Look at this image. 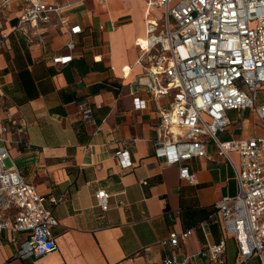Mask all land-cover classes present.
<instances>
[{
  "label": "crops",
  "instance_id": "1",
  "mask_svg": "<svg viewBox=\"0 0 264 264\" xmlns=\"http://www.w3.org/2000/svg\"><path fill=\"white\" fill-rule=\"evenodd\" d=\"M148 1L107 0L101 5L87 0L67 10L69 21L84 31L73 60L65 65L52 62L53 56L69 54L64 30L51 29L48 47L42 48L38 39L30 42L12 31L18 3L6 13L10 36L0 50V128L7 126L6 145L26 181L60 201L47 203L59 221L53 228L57 250L23 260L5 238L0 264H163L173 251L160 242L173 232L192 230L181 241L184 254L205 247L200 223L211 241L223 238L218 216L210 211L224 196L237 193L233 167L207 142L208 155L188 162L199 184H188L178 166L154 157L158 110L166 102L141 91L147 108L134 106L131 92L143 71L135 42L146 34ZM151 12L161 20L160 7L154 5ZM123 67L131 68L128 77ZM233 124L238 123L231 120L223 140L234 138ZM124 150L133 163L128 169L116 158ZM99 190L110 194L107 211L95 200ZM236 256V243L228 239L226 264H239ZM245 264L261 262L253 258Z\"/></svg>",
  "mask_w": 264,
  "mask_h": 264
},
{
  "label": "built area",
  "instance_id": "2",
  "mask_svg": "<svg viewBox=\"0 0 264 264\" xmlns=\"http://www.w3.org/2000/svg\"><path fill=\"white\" fill-rule=\"evenodd\" d=\"M86 1L0 0V50L10 36L4 27L6 13L18 3L12 31L30 42L38 39L47 48L50 30H64L69 54L53 56L52 62H71L84 29L72 24L66 12ZM154 5L163 10L161 20L151 12ZM144 22L145 37L135 42L140 52L137 64L143 71L131 94L137 110L148 105L141 91L154 101L166 102L158 110L154 157L166 166H178L180 178L197 186V173L188 162L206 157L207 142H211L233 167L237 183L235 195L215 204L223 238L211 241L205 223H200L205 247L196 254H184L181 241L192 230L173 232L160 242L173 251L162 262L226 264L227 240L233 239L239 264L253 258L264 264V134L221 138L230 127L231 111H253L264 124V104H257L264 87V0H149ZM122 71L128 77L131 68ZM84 113L89 118L91 111L87 107ZM6 132L4 125L0 128V142L5 143L0 145V242L7 238L15 244L20 259H39L57 250L53 228L59 221L47 203L57 205L60 199H48L26 181L11 158ZM116 158L123 169L133 165L127 150L117 152ZM8 159L11 167H6ZM94 197L107 211L110 194L99 190Z\"/></svg>",
  "mask_w": 264,
  "mask_h": 264
},
{
  "label": "rangeland",
  "instance_id": "3",
  "mask_svg": "<svg viewBox=\"0 0 264 264\" xmlns=\"http://www.w3.org/2000/svg\"><path fill=\"white\" fill-rule=\"evenodd\" d=\"M257 104L258 105L264 104V87L258 93ZM242 113H243V117L241 118ZM230 116H231V120L234 123H238L232 125V128L235 129L232 133L235 139L252 137L257 134L258 135L264 134V124L257 118V116L253 111H249V110L246 112L233 111L230 113ZM242 119L244 124H241ZM242 135L244 137H242ZM5 164L6 167H10L12 165L9 159L6 160Z\"/></svg>",
  "mask_w": 264,
  "mask_h": 264
},
{
  "label": "trees",
  "instance_id": "4",
  "mask_svg": "<svg viewBox=\"0 0 264 264\" xmlns=\"http://www.w3.org/2000/svg\"><path fill=\"white\" fill-rule=\"evenodd\" d=\"M235 192V191H234ZM212 214L216 212V208L214 207L213 209H211L210 211Z\"/></svg>",
  "mask_w": 264,
  "mask_h": 264
}]
</instances>
